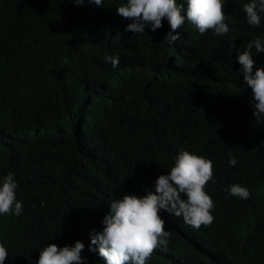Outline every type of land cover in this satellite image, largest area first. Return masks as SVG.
I'll return each mask as SVG.
<instances>
[{
  "label": "trees",
  "instance_id": "1",
  "mask_svg": "<svg viewBox=\"0 0 264 264\" xmlns=\"http://www.w3.org/2000/svg\"><path fill=\"white\" fill-rule=\"evenodd\" d=\"M125 2L0 0V183L14 173L23 203L20 216L0 215L4 264L77 240L85 264H104L89 244L109 198L155 191L181 149L213 163L214 220L185 235L182 218L161 211L175 232L146 264H264V118L253 116L236 60L256 38L264 47V14L249 26L250 0H227V34L186 22L168 44L166 19L143 35L125 31L132 21L116 12ZM251 51L254 74L264 51ZM236 183L248 199L229 195Z\"/></svg>",
  "mask_w": 264,
  "mask_h": 264
},
{
  "label": "clouds",
  "instance_id": "2",
  "mask_svg": "<svg viewBox=\"0 0 264 264\" xmlns=\"http://www.w3.org/2000/svg\"><path fill=\"white\" fill-rule=\"evenodd\" d=\"M69 2L75 5H83L85 2L97 6L104 4V0ZM185 2L126 0L116 8V12L132 21L125 31L142 35L145 34V28L156 31L163 27L162 21L166 19L171 29L164 37L168 44L179 39L178 33H173L186 22L194 26L200 35L212 31L214 35L224 36L230 31L225 22L227 17L222 10L227 0ZM243 11L247 24L259 27L261 14H264V0H250L243 6ZM253 47L256 52L264 51L261 39L256 38L250 41L243 51L236 49V60L240 65L238 71L243 74L244 81L252 90L250 103L254 109L253 116L261 120L264 118V68H256L253 74ZM104 59L105 62H110L113 68L119 66L118 56L108 55ZM236 163L234 157L229 159L231 166L234 167ZM213 175L214 166L210 159L181 149L167 174L157 177L155 191L145 189L144 195L125 194L119 199H113L115 194H112L108 200L109 211L102 220V230H93L90 233L89 251H98L104 264H146L157 248L167 249L175 232L171 228H165L161 211L182 218L181 233H198L202 227L211 225L214 220L211 215L214 202L205 191ZM17 188L15 174L9 172L0 183V215L18 217L23 213V203L16 199ZM227 191L230 196L242 200L251 195L249 189L238 183L230 185ZM213 212L215 213V210ZM84 247L79 240L72 246L63 247L48 243L32 264H85L86 258L81 255ZM7 257L8 251L4 244L0 243V264H4Z\"/></svg>",
  "mask_w": 264,
  "mask_h": 264
}]
</instances>
